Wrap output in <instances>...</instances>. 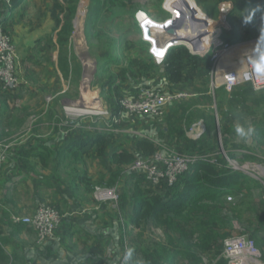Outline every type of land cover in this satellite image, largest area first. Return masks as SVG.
<instances>
[{
  "label": "rangeland",
  "instance_id": "obj_1",
  "mask_svg": "<svg viewBox=\"0 0 264 264\" xmlns=\"http://www.w3.org/2000/svg\"><path fill=\"white\" fill-rule=\"evenodd\" d=\"M22 1L13 5L15 0H10L9 3L7 0H0V23L6 26L4 27L15 47L18 77L15 89L5 91L0 86L1 98L5 97L7 106L4 111L7 113L5 122L9 128H15L11 137L0 141L11 143L9 155L10 152L16 151L19 142L28 139L32 133L41 135L40 140L47 141L50 137L49 132L54 130V125H58L57 120L63 117L68 122L94 125L99 131H108L112 139L120 137L122 129L126 127L119 113L125 111L121 106V100L130 97L117 93L112 100L102 88L103 83L107 84L112 80L111 72L104 62L99 61L103 57V50H107L113 41L119 39V54L124 59V67L130 65L133 60L149 62L147 52L151 54L149 49L152 43L151 40H147V43L141 41L145 38L139 18L151 21L153 25L150 28L153 34L158 35L161 31L156 28L154 22L164 23L172 18L171 12L163 6L165 0H105L106 3H103L99 10L93 8L96 1L80 0L73 19L70 55L73 66L80 65L82 73L80 76L73 73L68 80L64 79L57 64L55 68L58 71L55 73L54 67L50 64L51 59L58 62V50L51 52L52 49L55 50L53 44L56 40V34L51 32L54 20L49 13L53 0H48L50 6L47 7L44 0H29L25 7L21 8L19 4ZM61 1L64 5L68 3L67 0ZM190 1L193 2V7L189 6L188 0H168L167 7L180 16L187 17L185 22L189 24L188 30L185 32L182 30L180 33L188 38L201 37L202 48L208 46L210 37L207 35L212 33V29L202 31V27L196 25V22L205 19L206 14L217 22L223 21L229 26L230 31L226 30L223 38L230 42L243 39L240 34L244 29V20L253 24L258 21L259 16H264V9L260 10L259 5L253 4L252 1L248 4L243 1L240 5L242 0H230L234 2V7L229 14L221 11L223 0ZM16 6L19 7V11L10 18L12 15L8 14H13ZM187 8L191 12L185 11ZM138 12L143 14L137 16ZM96 13L99 14L95 18ZM82 16L85 52L97 63L90 81V91H96L93 93L101 107L100 113L95 114L92 109L84 111L73 105L80 103V96L83 100L85 97L84 61L75 38L77 20ZM170 25V28H173V25ZM106 34L108 36L110 34L111 37H107ZM165 35H161L165 40L171 36ZM158 39L162 40L159 36ZM198 42L195 40L196 44ZM39 48H44L45 53L42 54ZM157 56L161 57L160 53ZM210 72L209 66L203 67L199 78L188 88L195 95L186 102L181 101V104H186L185 107L190 108L188 133L194 125L204 130L198 138H193L194 135L191 134L187 140L188 147L181 151L209 156L210 159L217 161L216 164L220 168L247 174L252 178L251 189L244 187L239 195L229 194L224 200V209L217 214L213 208L212 213L208 214L195 212L183 218L171 216L167 218V223L142 219L136 224L130 217L133 210V199L130 196L131 191L129 192L132 183L130 181L129 184H124V179L127 178L124 175L119 184L114 186L120 194L119 201L113 203L114 207L109 205L110 203L108 205L114 210V222L117 223L119 240L117 256L119 253L127 252L134 264H220L226 259L224 240L237 234H247L254 239L260 253L259 260L264 263V225L258 221V216L264 217V141L257 133L258 126H264V89L258 91L252 89L251 95L247 96L242 95L243 90L238 88L231 92L223 87L212 89ZM60 96L63 97L60 99ZM66 99L71 101H64ZM255 99L259 101L256 102ZM119 106L118 112L116 109ZM113 117L120 119V122H117V126L113 125L115 131H110ZM237 126L244 129L245 135L237 134ZM245 154L253 158H246ZM72 160L73 156H70L66 163L69 164L68 162ZM110 164L106 157L98 158L93 153L86 155L84 166L91 178H95V186L109 187L106 182L111 176L108 175ZM133 164L125 165L124 168L132 170ZM147 186L162 195L167 189L165 186L154 187L149 181ZM124 192H129L127 200L123 199ZM214 218L217 219L216 225L205 224ZM213 228L218 232L215 238L210 235Z\"/></svg>",
  "mask_w": 264,
  "mask_h": 264
},
{
  "label": "crops",
  "instance_id": "obj_2",
  "mask_svg": "<svg viewBox=\"0 0 264 264\" xmlns=\"http://www.w3.org/2000/svg\"><path fill=\"white\" fill-rule=\"evenodd\" d=\"M19 1L15 0L13 5ZM27 1L29 0H23L19 7L24 8ZM44 1L47 2L46 7L50 6L48 0ZM243 1L247 4L252 1L253 4L259 5L260 10L264 9V0H242L240 5ZM221 3L230 5L229 11L226 12L229 14L234 2L223 0ZM19 7H14L13 14H8L12 15L10 18L19 11ZM49 13L51 14V10ZM246 21L243 22L244 29L240 34L242 40L264 35V16H259L258 21L253 24ZM106 35L111 37L110 34ZM119 43V39L113 41L112 45L102 52V61L112 76V80L107 84L103 83L102 88L112 100L117 93L130 98L137 97L146 87L163 92L183 90L190 93L189 98L195 95L188 88L193 86L192 82L199 78L200 71L205 66L199 68L195 80L189 83L170 84L163 71L146 69L139 72L137 66L124 67V59L119 54ZM38 50L42 54L45 53L44 48ZM53 51H57L56 46L55 50H51ZM109 55H114L120 62L116 64L106 60ZM50 64L54 67L53 72H57V62L51 59ZM188 100L187 98L184 101ZM181 101L170 103L163 118L120 111L125 124L122 120L121 123L126 127L122 129L120 137L112 139L111 136L108 139L107 151L101 155L97 153V148L89 146L87 149L90 148V151L81 153L79 157L71 153L70 142L80 140L83 137V130L94 125L68 122L64 117L60 118V121L57 120L58 125H54V130L49 132L50 137L47 141L40 140L41 135L32 133L28 139L19 142L16 151L10 152V155L8 153V160L0 173V245L9 255L6 264H92L100 260L104 264H114L119 243L114 210L109 206L114 207V202L98 201L93 190L86 184V173L91 182L95 181L84 166L86 155L93 153L98 158L106 157L111 163L110 155L114 151L128 149L139 157H145L136 150L135 142L138 138L151 139L158 147L157 152L185 149L188 147L187 140L190 139L187 129L190 108L185 107L186 104H181ZM5 104V97L1 98L0 95V141L7 140L15 132V128H9L5 122L7 114L4 112L7 108ZM55 116L57 118V115ZM121 141L122 143L124 141V144ZM70 156H73V160L67 164L66 159ZM110 165L108 175H111L114 169V164ZM131 172L134 171L125 168L122 177L126 175L127 178L124 179V184L130 183ZM121 178L117 184L122 180ZM41 204L54 205L64 214L63 221L54 236L45 241L39 240L33 226L16 224L12 221L13 215L33 214Z\"/></svg>",
  "mask_w": 264,
  "mask_h": 264
},
{
  "label": "built area",
  "instance_id": "obj_3",
  "mask_svg": "<svg viewBox=\"0 0 264 264\" xmlns=\"http://www.w3.org/2000/svg\"><path fill=\"white\" fill-rule=\"evenodd\" d=\"M7 2L9 3L10 0H7ZM167 2L168 0H165L163 6L171 12L172 18L164 23H155L151 19L156 28L158 27L157 29L161 31L158 35L151 32L150 25L145 24L144 18H139L144 40H151L152 45L149 51L157 63L164 61L167 52L171 48L184 45L192 54L200 57L209 56L212 89L223 87L231 92L245 85L251 86L254 91L264 89V75L257 74L253 67L254 62L257 60V52H264V35L248 40L230 42L223 38L224 32L226 30L230 31L229 26L223 21L217 22L204 12L207 15L206 18L196 22V25L199 24L202 31L212 29L213 32L208 46L202 49L201 37L194 38L199 41L198 46L193 44L192 41H188V39H173L182 30L187 31L189 24L187 25L185 22L187 17L180 16L177 12L170 10L167 7ZM185 11L191 12L188 8ZM170 24L173 25V28H170ZM164 34L172 35L171 40L158 43V36L163 40L164 38L161 35ZM157 47L163 48V50L158 49L157 52L155 50ZM158 53H161L162 56H157ZM17 85L16 50L11 36L4 25L0 23V86L2 90L8 91L15 89ZM189 97L190 93L183 90L163 92L156 88L146 87L141 90L137 97L122 99L121 106L123 110L129 113L163 118L170 103L185 100ZM117 122H120V119L113 117L110 131H115L113 125ZM203 132V129L194 125L189 132V136L193 134V138H198ZM10 149L11 143L0 142V173L7 162ZM199 161L217 162L206 155L188 154L180 150H172L164 153L157 152L151 157L138 158L133 164L132 171L145 174L154 187L172 186L181 175L188 172ZM93 193L95 198L102 202L113 201L117 203L120 199V194L117 193L115 187L97 185ZM63 218L64 214L56 206L41 204L31 215H13L12 221L16 224L33 226L37 231L39 240L45 241L54 236ZM224 255L228 264H252L254 262L255 264H264L259 260L260 253L256 248L254 239L247 234L227 237L224 240ZM114 264L134 263L128 253L124 252L116 256Z\"/></svg>",
  "mask_w": 264,
  "mask_h": 264
},
{
  "label": "trees",
  "instance_id": "obj_4",
  "mask_svg": "<svg viewBox=\"0 0 264 264\" xmlns=\"http://www.w3.org/2000/svg\"><path fill=\"white\" fill-rule=\"evenodd\" d=\"M67 1L68 3L64 5L61 0H53L51 9V17L54 20L52 34H56L54 44L58 50L57 65L65 80H68L73 73L78 76L82 73L80 65L73 66V60L70 55L71 36L74 31L73 19L80 0ZM92 1H96V5L93 6L95 10H99L102 4L106 3L105 0ZM98 14L96 13L95 18ZM141 41L147 43L146 40ZM147 54L149 62H131L130 67L137 66L139 72H143L146 69L156 72L163 71L170 84L191 82L198 77L201 66H209L211 68L209 56L200 57L192 54L184 45L171 48L162 63H157L153 60L149 52ZM105 59L116 64L120 62L114 55H109ZM99 62H103L102 59ZM238 89L243 90L242 95L244 96L251 95V86H241ZM62 97L60 96V99ZM60 99L58 98V101ZM255 101L258 102L259 100L255 99ZM117 111H120V106ZM257 129L260 139L264 141V126H258ZM110 137L111 135L108 131H99L95 127H88L83 130V137L80 140L70 142L71 147L69 150L76 157H79L81 153L84 154V152L88 153L90 151V148L87 149L89 146L97 148V153L101 155L107 151V141ZM135 145L137 152L141 156L151 157L158 151L157 145L149 138H138ZM245 157L253 158L246 154ZM137 158V154L128 149L114 151L110 155V161L114 164V169L106 185L114 187L125 172L124 166L134 163ZM85 175L86 184L94 191L95 182H91L87 173ZM129 179L132 183V189L129 192L131 191L130 196L133 199V210L130 213L131 215H129L136 224H139L142 219L167 223V218L171 216L183 218L187 214L195 212L208 214L212 213L213 208H215V214L220 213L224 209V200L229 194L239 195L243 192L244 187L250 190L252 183V178L247 174L220 168L219 165L211 161L197 162L188 172L181 175L175 184L172 186L166 185L165 188L167 189L164 195L152 191L147 186L148 179L143 173L131 172ZM100 184L103 185L104 183L100 182ZM129 192H124V200L128 199ZM258 221L264 225L263 216H258ZM205 224L216 225L217 219L209 220ZM210 235L215 238L218 232H215L213 228V232L211 231ZM8 260L9 255L0 245V264H6ZM226 262L227 260L225 259L220 264H226ZM92 264H104V262L100 260Z\"/></svg>",
  "mask_w": 264,
  "mask_h": 264
},
{
  "label": "bare ground",
  "instance_id": "obj_5",
  "mask_svg": "<svg viewBox=\"0 0 264 264\" xmlns=\"http://www.w3.org/2000/svg\"><path fill=\"white\" fill-rule=\"evenodd\" d=\"M188 3L190 4L189 6L193 7L192 5V1L188 0ZM83 17H79L77 20V27H76V33H75V38H77L76 42L78 45V50L81 53L82 56V60L84 61V67H85V75H84V89H85V97L84 100L82 102H84V106H80L78 105L79 103L73 104L75 107L79 108L80 110H88V108L92 109V112L95 113H100L99 110H101L100 104L96 98V95H94V93L92 91H90V81L92 79V76L94 74V70H95V64L94 62L90 59V57L88 56V54L85 52V47H84V34H83ZM146 25H150V27H152L153 23L151 21H144ZM200 28L197 30L199 31ZM151 32L153 33V31L151 30ZM213 32V30H212ZM210 33L209 37H211ZM172 36V35H171ZM171 36L168 37L166 40H171ZM149 38V37H148ZM188 39V41H192L193 44H195L196 46H198V44L195 43V37L194 38H188L185 35H181V33L179 32L177 34V37L173 38V39ZM158 43H165V39L164 40H158ZM204 49V48H202ZM158 52V49H155ZM165 52V51H164ZM163 52V53H164ZM160 55L162 56V54L160 53ZM73 114H85V112H73Z\"/></svg>",
  "mask_w": 264,
  "mask_h": 264
},
{
  "label": "clouds",
  "instance_id": "obj_6",
  "mask_svg": "<svg viewBox=\"0 0 264 264\" xmlns=\"http://www.w3.org/2000/svg\"><path fill=\"white\" fill-rule=\"evenodd\" d=\"M142 14L143 13L138 12L137 16L142 15ZM261 53H264V52H257V60L254 62L253 67H254V71L257 74L264 75V54H261ZM236 132L237 134L241 136L245 135L244 129L240 126L236 127Z\"/></svg>",
  "mask_w": 264,
  "mask_h": 264
},
{
  "label": "water",
  "instance_id": "obj_7",
  "mask_svg": "<svg viewBox=\"0 0 264 264\" xmlns=\"http://www.w3.org/2000/svg\"><path fill=\"white\" fill-rule=\"evenodd\" d=\"M229 7H230V5L227 4V3H223L222 6H221L223 12H228V11H229ZM148 36H149V35H148ZM157 49H159V50H161V51L163 50V48H160V47H157ZM94 64H95L94 66H95V68H96L97 63L94 62ZM79 101H80V103H79L78 105H80V106H84V102H82L83 99L80 98Z\"/></svg>",
  "mask_w": 264,
  "mask_h": 264
}]
</instances>
